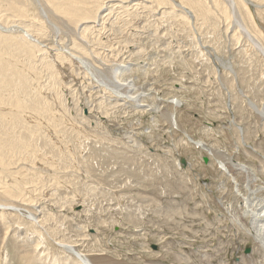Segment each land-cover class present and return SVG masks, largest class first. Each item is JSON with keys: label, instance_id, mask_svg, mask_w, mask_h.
<instances>
[{"label": "rangeland", "instance_id": "obj_1", "mask_svg": "<svg viewBox=\"0 0 264 264\" xmlns=\"http://www.w3.org/2000/svg\"><path fill=\"white\" fill-rule=\"evenodd\" d=\"M25 2L0 3V33L42 43L4 54L26 82L0 86V207L17 210L0 216V264H73L54 241L91 264H264L233 221L264 195V55L241 32L264 48V0H83L81 16ZM126 80L153 110L120 96Z\"/></svg>", "mask_w": 264, "mask_h": 264}, {"label": "bare ground", "instance_id": "obj_2", "mask_svg": "<svg viewBox=\"0 0 264 264\" xmlns=\"http://www.w3.org/2000/svg\"><path fill=\"white\" fill-rule=\"evenodd\" d=\"M26 1V0H25ZM24 1V4L26 3ZM47 2L49 3H52L53 7L55 8V10L59 11V12H66L68 14H75L76 16H81V15H84L85 13H87L86 11H89V10H86L84 8H80L78 6V3L83 1V0H46ZM221 1V0H220ZM226 2H228L227 4L232 6L233 5V8L236 6V3H235V0H225ZM223 0V2H225ZM95 2V1H93ZM0 3H2V5L4 4L5 6H7L9 9L12 10V12L14 11H17V12H14L17 16H24L25 14V10H28L25 5L23 4V0H0ZM103 4V3H102ZM94 5V4H93ZM235 5V6H234ZM227 6V5H226ZM85 7V6H84ZM104 6H101L98 10L101 11L104 8ZM230 8V7H229ZM231 9V8H230ZM230 9H229V12H230ZM106 10V9H105ZM103 10V11H105ZM110 10V9H109ZM10 11V10H9ZM85 12V13H84ZM232 12V11H231ZM230 12V13H231ZM102 14V12H101ZM98 15V13H97ZM233 15V13H232ZM235 15V13H234ZM70 16V15H69ZM99 18H101L102 16L99 14ZM72 18V17H71ZM77 19V18H76ZM97 21L96 22H99V19L96 18ZM237 19V18H236ZM232 21V20H231ZM238 22V21H236ZM86 23V22H85ZM93 23V22H91ZM95 23V22H94ZM88 24V23H87ZM106 24V23H105ZM26 25V24H25ZM85 25V24H84ZM238 25V23H237ZM12 26V25H11ZM14 26V25H13ZM18 26V25H16ZM95 26V25H94ZM242 26V29H241V32H243V34H245V36H247V39L253 44V45H257V47H259L260 49H258L260 52L263 53L264 55V48H263V45L261 44V42H259V39L257 38V36L251 32V30L246 26V24L242 23L241 24ZM27 27V26H26ZM83 27V26H82ZM239 27V26H238ZM14 28V27H13ZM18 28V27H17ZM16 28V29H17ZM22 29V27H20ZM15 29V28H14ZM83 29V28H82ZM86 29V28H85ZM18 30H20L18 28ZM84 30V29H83ZM13 31V29H12ZM39 31V29L37 30ZM15 32V31H14ZM40 32V31H39ZM83 32V31H82ZM5 33V32H4ZM31 33V32H30ZM29 33V29L27 28H24L22 29V33H20L19 35H14L13 32L12 33H6V34H3V33H0V86L2 83H4V85H7L9 83H14V81L16 80V78L14 77L15 75L18 76V77H21L23 79L24 82H26V78L24 77V75L21 74V72L17 71L14 67V64L12 63L13 61L8 59L7 57L5 58L4 57V54H14L13 53V50L15 52H17V50H19L20 52H23V54H25V51L32 54V53H35L34 52V47H36V44L38 46V44H40L36 39L37 38H33L31 36V34ZM95 33V32H94ZM247 34V35H246ZM109 38V37H108ZM35 44H34V43ZM14 46L13 48L11 47ZM42 45V43L40 44ZM90 50V49H89ZM258 51V52H259ZM259 52V53H260ZM45 53V52H44ZM69 55V53H67ZM57 55V54H56ZM73 55V54H72ZM71 56V55H70ZM77 57V56H76ZM264 57V56H263ZM74 58V57H73ZM79 58V57H78ZM77 59V58H76ZM82 60L81 63H83L84 59L80 58ZM71 60V59H70ZM79 60V59H77ZM12 61V62H11ZM51 61V60H50ZM73 61V60H71ZM76 61V60H75ZM80 63V64H81ZM82 65V64H81ZM84 65V64H83ZM118 65H121V64H118ZM127 66V65H126ZM129 70V67H123V68H120L119 71H118V74H117V80L118 82H120L121 84H123L122 81H124L125 79L121 78V73L123 71H127ZM89 71V70H88ZM90 74V73H89ZM95 78V77H94ZM114 78V76H113ZM131 81V80H130ZM117 83V81H116ZM115 83V84H116ZM119 83V85H120ZM103 84V82L101 83V85ZM114 84V85H115ZM126 86H128V89H130V92L129 93H123V94H120V96H123L125 97V99L127 98V100H130V101H134L136 102L135 104V108H142V109H152L153 110V107L147 103H143L142 102V99H143V96H146V93H142V95L137 92V89L135 88V85L132 84L131 82H129V80L124 83ZM113 85V86H114ZM117 85V84H116ZM104 86V85H102ZM110 87V86H109ZM118 87V86H117ZM107 88V86L105 87ZM113 88V87H112ZM109 89V88H108ZM121 89V87H120ZM113 90V91H112ZM127 90V89H126ZM112 92H115V93H119V91H117L116 89H111ZM127 92V91H126ZM113 94V93H112ZM116 95V94H115ZM120 98V97H119ZM120 100V99H119ZM118 101V100H116ZM122 101V100H121ZM12 102V101H11ZM171 103L175 104V100H170ZM34 103V101H33ZM126 103V102H125ZM16 104L18 106H23V105H20V104H24V102L20 101V100H16ZM127 104V103H126ZM38 105V104H37ZM179 105V103H178ZM157 110V107L155 108ZM172 117V122H173V125L176 126V119H175V114L173 113L171 115ZM3 121L2 120V117L0 116V140H1V137L3 135H5L7 133V129L4 128L5 126V123L3 125V123L1 122ZM10 121V120H9ZM8 121V122H9ZM7 124V128L11 127L8 125V123L6 122ZM87 127V126H86ZM10 129V128H9ZM212 130V129H211ZM240 130V129H239ZM106 136V135H105ZM187 136V135H185ZM188 137V136H187ZM14 139V138H13ZM9 140V138L7 139ZM188 140L193 142L194 144H196V146H199L203 149H205L206 151L210 150L209 147L205 146V144H203V141H200V140H192L191 138L188 137ZM9 142H13L12 139H10ZM202 142V143H201ZM210 153L212 154V151L210 150ZM4 153H3V148H2V145L0 144V165L1 167H4L5 166V161H4ZM8 159V158H7ZM8 161V160H7ZM218 167L223 171V172H227L229 173V169L226 165L225 162H222L221 160L219 159H215ZM224 161V160H223ZM237 166V167H236ZM7 167V166H6ZM235 167L236 169H242L244 170L245 172H247L246 170V166H242V165H239V164H235ZM3 169V168H2ZM5 169V168H4ZM1 170V168H0ZM226 173V174H227ZM230 174V173H229ZM230 176H233L232 174ZM251 176V175H250ZM2 180V179H1ZM235 183V186H236V193H237V190H238V183H237V180L235 179V177H233L232 179ZM247 184V183H246ZM0 194L1 195H6L5 193H8L10 195H13V191L8 187H6L5 185H2L1 184V181H0ZM7 185V184H6ZM251 187V186H250ZM253 187V186H252ZM13 189V188H12ZM255 194V191H251L249 192L248 195H242V207H243V211L241 212L240 216L237 215L235 217H233V221H234V224H236V220L238 221H242L244 227H248L247 229V233H249L251 236H253L255 238V240L258 242V246L261 247L264 251V195H261L260 196H252ZM2 205V204H1ZM16 205V204H15ZM7 206V205H5ZM11 206V205H10ZM4 206L0 207V216L2 217L3 216V211H8L9 213L12 212V211H15L17 212V210H13V209H8V208H3ZM13 207V206H12ZM16 207V206H15ZM19 207V206H18ZM17 207V209H19ZM21 209V208H20ZM19 213V212H18ZM25 213V212H24ZM248 215L251 217L249 218L250 221L247 223L245 222V217ZM0 217V218H1ZM26 217L33 223L35 222H39L38 218L33 215L31 212H28V216L26 215ZM237 225V224H236ZM239 225V224H238ZM242 225V224H240ZM239 227V226H238ZM245 227V228H246ZM7 231V230H6ZM248 234V235H249ZM55 244L59 247H61L62 249H64V251H68L74 258V263L73 264H91V262L88 260V258L85 257V254H83L81 251L77 250L76 248H74V246L70 243H63L61 241H54ZM38 245V244H37ZM41 259V258H40ZM54 261V260H53ZM52 263V262H51ZM71 263V262H70ZM69 263V264H70Z\"/></svg>", "mask_w": 264, "mask_h": 264}, {"label": "water", "instance_id": "obj_3", "mask_svg": "<svg viewBox=\"0 0 264 264\" xmlns=\"http://www.w3.org/2000/svg\"><path fill=\"white\" fill-rule=\"evenodd\" d=\"M185 135H186V133H185ZM188 136H189V135H188ZM186 137H187V136H186ZM187 138H188V137H187ZM206 160H207V157H204V161H206ZM180 161H181L183 164L185 163V161H184L183 158H181ZM151 247H152L153 249H156V248H157V245H155V244L152 243ZM246 252H247V250H246Z\"/></svg>", "mask_w": 264, "mask_h": 264}]
</instances>
